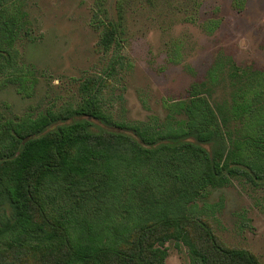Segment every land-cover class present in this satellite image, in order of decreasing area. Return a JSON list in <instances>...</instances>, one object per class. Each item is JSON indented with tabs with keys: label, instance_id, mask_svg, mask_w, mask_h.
I'll use <instances>...</instances> for the list:
<instances>
[{
	"label": "trees",
	"instance_id": "obj_1",
	"mask_svg": "<svg viewBox=\"0 0 264 264\" xmlns=\"http://www.w3.org/2000/svg\"><path fill=\"white\" fill-rule=\"evenodd\" d=\"M14 2L0 0V74L12 64L25 24ZM119 15L103 26L99 44L105 52L119 42L122 10ZM229 65L236 87L229 117L221 119L220 110L195 93L177 106L187 112V122L166 134L150 136L114 122L92 94L94 80L83 84L85 96L75 108L17 124L0 115V208L13 209L0 225V264H164L162 248L170 241L186 248L190 264H262L247 251L224 246L188 211L209 188L226 184L228 169L253 185L264 181V71L233 60ZM77 116L118 132H94L79 121L42 135L51 124ZM229 120L241 126L240 140L228 159L213 162L199 145L216 146L225 157L223 126Z\"/></svg>",
	"mask_w": 264,
	"mask_h": 264
},
{
	"label": "rangeland",
	"instance_id": "obj_2",
	"mask_svg": "<svg viewBox=\"0 0 264 264\" xmlns=\"http://www.w3.org/2000/svg\"><path fill=\"white\" fill-rule=\"evenodd\" d=\"M14 4L25 24L15 41L12 64L0 74V115L15 124L77 107L85 96L83 84L94 80L92 94L99 95L114 122L150 136L166 134L187 122V112L177 106L195 93L220 110L221 119L229 117L236 95L228 76L230 60L243 69L264 71V0L242 5L237 0H105L102 7L99 0ZM13 6L7 11L10 16ZM120 10L119 42L105 52L99 44L103 26L118 22ZM79 121L94 132H118L77 116L51 124L42 135ZM223 132L225 157L216 153V146L199 145L216 163L234 152L242 129L229 120ZM185 142L196 144L193 137ZM231 170L225 171L226 184L209 188L188 211L224 246L247 251L264 264V181L253 185ZM44 210L52 211L50 205ZM12 211L6 204L0 208V225L8 223ZM162 249L164 264H190L180 243L170 241Z\"/></svg>",
	"mask_w": 264,
	"mask_h": 264
}]
</instances>
